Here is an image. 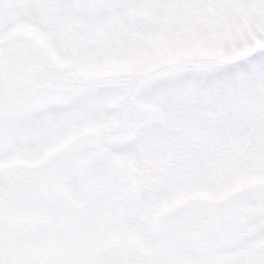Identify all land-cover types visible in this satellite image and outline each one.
Returning a JSON list of instances; mask_svg holds the SVG:
<instances>
[{
	"label": "snow or ice",
	"instance_id": "1",
	"mask_svg": "<svg viewBox=\"0 0 264 264\" xmlns=\"http://www.w3.org/2000/svg\"><path fill=\"white\" fill-rule=\"evenodd\" d=\"M0 264H264V0H0Z\"/></svg>",
	"mask_w": 264,
	"mask_h": 264
}]
</instances>
